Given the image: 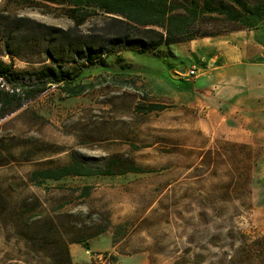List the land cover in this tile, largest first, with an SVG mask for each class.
Returning <instances> with one entry per match:
<instances>
[{"label": "rangeland", "instance_id": "374dc122", "mask_svg": "<svg viewBox=\"0 0 264 264\" xmlns=\"http://www.w3.org/2000/svg\"><path fill=\"white\" fill-rule=\"evenodd\" d=\"M2 9L65 30L79 24L60 2L0 0ZM89 15L82 30L104 37L107 16ZM164 51L161 59L135 50L115 54L107 67L86 69L80 82L92 87L82 96L52 87L0 118V264H51L62 241L72 264H264V148L235 142L204 111L159 93L161 80L172 92L201 82L169 73L190 66L186 46ZM0 59L10 62L3 53ZM42 61L14 64L35 69ZM159 103L166 109L148 111ZM73 160L118 165L114 176L34 179V171ZM130 164L147 172L127 173ZM108 223L90 251L72 244ZM47 228L59 236L49 248L41 243L50 239Z\"/></svg>", "mask_w": 264, "mask_h": 264}, {"label": "trees", "instance_id": "16d2710c", "mask_svg": "<svg viewBox=\"0 0 264 264\" xmlns=\"http://www.w3.org/2000/svg\"><path fill=\"white\" fill-rule=\"evenodd\" d=\"M19 1V0H16ZM35 3H64L79 18L76 27L62 29L37 22L29 17L13 15L0 10V53L10 58L7 63L0 59V118L23 109L28 103L46 94L52 87L61 89L69 98L82 96L92 87L83 84L80 78L86 69L95 64L107 67V59L123 51H138L160 54L170 51L175 45L198 39L214 38L224 34L264 27L263 0H23ZM102 11L107 16L109 31L104 37L84 32L81 26L89 12ZM234 26L231 29L207 31L209 24L219 23ZM43 58L35 69L16 68L15 59L33 62ZM123 58L118 57V62ZM144 110L145 107H139ZM166 107L155 104L149 112L163 111ZM118 161L106 168L92 167L73 160L70 164L48 167L33 172L38 183H59L67 178H91L114 176ZM118 165V163H117ZM127 173H145V169L130 164ZM126 173L125 171L122 173ZM86 189L85 192H88ZM89 194V193H88ZM111 225L105 224L86 236L76 238L72 244L81 245L90 251V241L107 233ZM45 243L58 239L53 229H45ZM50 240V241H49ZM51 264H72L69 246L65 241L55 243ZM90 254H93L91 252Z\"/></svg>", "mask_w": 264, "mask_h": 264}, {"label": "crops", "instance_id": "0c3cea01", "mask_svg": "<svg viewBox=\"0 0 264 264\" xmlns=\"http://www.w3.org/2000/svg\"><path fill=\"white\" fill-rule=\"evenodd\" d=\"M184 46L190 52L185 58L190 66L177 64L169 73L188 84L197 80L200 84L172 92L161 80L156 90L167 93L177 105L204 111L235 142L264 148V27L198 39L173 49L181 51ZM194 67L198 76L188 78L186 73ZM262 165L264 173V157Z\"/></svg>", "mask_w": 264, "mask_h": 264}, {"label": "built area", "instance_id": "2783aa9c", "mask_svg": "<svg viewBox=\"0 0 264 264\" xmlns=\"http://www.w3.org/2000/svg\"><path fill=\"white\" fill-rule=\"evenodd\" d=\"M198 74H199V69H197V68H192L191 70H189L187 73H186V76L188 77V78H195V77H197L198 76Z\"/></svg>", "mask_w": 264, "mask_h": 264}]
</instances>
